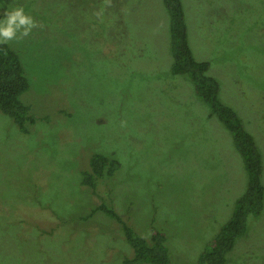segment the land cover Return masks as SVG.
<instances>
[{
  "label": "rangeland",
  "instance_id": "1",
  "mask_svg": "<svg viewBox=\"0 0 264 264\" xmlns=\"http://www.w3.org/2000/svg\"><path fill=\"white\" fill-rule=\"evenodd\" d=\"M183 1L196 58L211 62L264 159V0ZM13 6L35 22L7 43L37 120L25 133L0 111V264H122V224L87 216L111 198L145 237L165 229L176 264L195 262L248 173L233 135L172 71L164 0H0V14ZM94 153L121 163L97 192L82 183ZM228 264H264V211Z\"/></svg>",
  "mask_w": 264,
  "mask_h": 264
},
{
  "label": "trees",
  "instance_id": "2",
  "mask_svg": "<svg viewBox=\"0 0 264 264\" xmlns=\"http://www.w3.org/2000/svg\"><path fill=\"white\" fill-rule=\"evenodd\" d=\"M164 2L171 19L170 49L174 58L172 71L175 74H184L192 81L195 92L210 108V114L216 116L233 135L235 148L241 154L248 173L247 188L236 200L232 215L222 223L197 260L189 263L228 264L229 254L234 250L239 239L248 233L249 218L260 216L264 211L263 154L256 138L246 128L237 109L224 102L220 80L210 73L211 62L196 58L189 43L184 1L164 0ZM5 14H0V20L4 19ZM30 86V79L18 51L7 42H0V111L11 117L25 133L29 132L30 125L37 120L31 111L32 106L21 98ZM89 162L90 169L82 171V183L92 188L94 192L113 178L121 168L118 159L100 153L92 154ZM110 190L112 192L111 188ZM98 211H103L122 224L132 250L131 256L126 253L121 254L124 255L122 264H176L168 245V234L163 227L159 228L152 224L148 233L149 238L145 237L120 216L113 198L103 199L102 203L87 216H93ZM57 225L60 226V223ZM50 231L54 236L56 227H51Z\"/></svg>",
  "mask_w": 264,
  "mask_h": 264
},
{
  "label": "clouds",
  "instance_id": "3",
  "mask_svg": "<svg viewBox=\"0 0 264 264\" xmlns=\"http://www.w3.org/2000/svg\"><path fill=\"white\" fill-rule=\"evenodd\" d=\"M34 23L23 7L13 6L6 12L5 18L0 20V42L13 40L17 38L18 33L27 35Z\"/></svg>",
  "mask_w": 264,
  "mask_h": 264
}]
</instances>
